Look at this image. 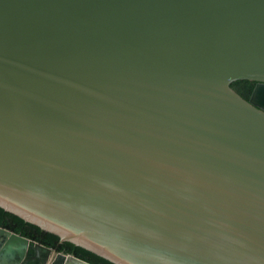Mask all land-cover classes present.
<instances>
[{"label":"water","instance_id":"obj_1","mask_svg":"<svg viewBox=\"0 0 264 264\" xmlns=\"http://www.w3.org/2000/svg\"><path fill=\"white\" fill-rule=\"evenodd\" d=\"M0 207L116 264H264V0H0ZM0 264L93 263L0 226Z\"/></svg>","mask_w":264,"mask_h":264},{"label":"trees","instance_id":"obj_2","mask_svg":"<svg viewBox=\"0 0 264 264\" xmlns=\"http://www.w3.org/2000/svg\"><path fill=\"white\" fill-rule=\"evenodd\" d=\"M252 85L253 81L248 79H236L230 83V86L244 98H247ZM0 226L48 246H52L58 240L57 234L43 230L34 223L26 221L20 216L3 209L2 207H0ZM55 247L56 250L71 253L93 264H116L106 257H103L81 245L75 244L70 240H61Z\"/></svg>","mask_w":264,"mask_h":264},{"label":"flooded vegetation","instance_id":"obj_3","mask_svg":"<svg viewBox=\"0 0 264 264\" xmlns=\"http://www.w3.org/2000/svg\"><path fill=\"white\" fill-rule=\"evenodd\" d=\"M60 241H61V240H59V239H58V240L56 241V243H55V244H53V245H52V246H50V247H55V246H56V244H57V243H59ZM55 248H56V247H55Z\"/></svg>","mask_w":264,"mask_h":264}]
</instances>
